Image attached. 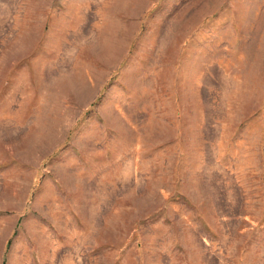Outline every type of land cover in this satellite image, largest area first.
<instances>
[{
  "label": "rangeland",
  "instance_id": "obj_1",
  "mask_svg": "<svg viewBox=\"0 0 264 264\" xmlns=\"http://www.w3.org/2000/svg\"><path fill=\"white\" fill-rule=\"evenodd\" d=\"M0 264H264V0H0Z\"/></svg>",
  "mask_w": 264,
  "mask_h": 264
}]
</instances>
